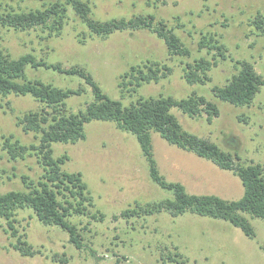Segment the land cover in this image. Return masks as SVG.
Returning <instances> with one entry per match:
<instances>
[{"label": "rangeland", "instance_id": "374dc122", "mask_svg": "<svg viewBox=\"0 0 264 264\" xmlns=\"http://www.w3.org/2000/svg\"><path fill=\"white\" fill-rule=\"evenodd\" d=\"M54 0H0V12L13 8H40ZM96 20L130 18L152 14L164 20L191 52V57H169L165 44L147 30L115 32L107 38L90 35L87 28L70 13L58 37H47L40 28L14 32L0 27V49L12 58L31 53L37 59L60 63L64 68L86 70L103 92L124 105L139 96L185 98L192 93L204 96L218 108L211 122L206 114L190 118L172 109L182 127L192 134L216 143L222 150L237 155L241 165L251 162L264 168V88L249 106L237 107L213 96V86H223L239 70L236 61H248L264 78V34L250 22L264 13V0H88ZM203 35H213L225 47L226 60L218 58L209 72L210 82L189 85L183 75L185 63L203 56L212 58L198 43ZM166 64L170 74L159 82L137 88L136 93L120 89V76L130 65L145 61ZM30 79H39L59 88H81L83 93L66 100L65 108L83 110L92 101L91 89L78 77L53 71L25 70ZM49 111L30 96L0 94V193L22 191L21 179L35 180L42 168L36 157L13 159L2 147L4 137L12 136L23 145L37 143L34 133H25L19 118L28 111ZM154 159L167 182H177L189 194L213 195L227 201L239 200L244 188L232 172L219 169L210 161L169 145L151 132ZM54 156L68 155L62 170L80 173L95 207L104 218L94 221L72 216L82 238V248L69 242L68 234L56 226L42 225L30 209L16 213V228L38 253L22 256L11 246L15 239L4 230L0 220V264H176L169 254L177 252L180 264H264V222L244 215L254 230V238L227 221L184 214L171 218L165 213L143 219L121 218L120 212L161 200L170 195L149 177L148 166L139 144L130 133L115 123L91 121L85 126V139L75 144L52 145ZM118 216V219H114Z\"/></svg>", "mask_w": 264, "mask_h": 264}, {"label": "trees", "instance_id": "16d2710c", "mask_svg": "<svg viewBox=\"0 0 264 264\" xmlns=\"http://www.w3.org/2000/svg\"><path fill=\"white\" fill-rule=\"evenodd\" d=\"M73 14L87 28L90 35L107 38L115 32H135L147 30L165 44L169 57L189 59L191 52L177 35L176 27L169 26L154 15H134L130 18L96 20L92 17L88 0H54L42 3L40 8L15 10L9 8L0 12V27L14 32H26L40 28L47 37H58ZM250 25L264 34V13L258 14ZM199 49L212 53L209 60L203 56L185 63L184 79L189 85H205L210 82L208 72L217 65L218 58L226 60L225 47L213 35H203L198 43ZM239 70L223 85L213 86V96L221 102L237 107L249 106L256 95L264 88V78L248 61H236ZM44 69L58 74L78 77L91 89L92 101L83 110H66V100L83 93L81 88H59L39 79H30L25 70ZM170 74L166 64L147 60L130 65L129 71L120 76L121 90L136 93L137 88L151 82L157 83ZM0 94L30 96L49 109L28 111L19 118V125L25 133L32 132L37 143L23 145L12 136L4 137L2 147L13 159L26 156L36 157L42 168L35 180L22 176L24 190L0 193V220H4L5 232L15 239L12 248L22 256H35L38 252L24 239L16 228V213L30 209L44 226H56L65 231L69 242L77 249L82 248L81 236L72 216H86L94 221L104 218L95 207L94 200L80 173H69L62 166L69 159L63 154L55 157L52 145L75 144L85 139V126L91 121L115 123L118 129L130 133L139 144L148 166L149 177L160 189L170 195L161 200L135 206L120 212L125 220L143 219L165 213L171 218L186 213L199 217H209L229 222L238 227L243 234L254 238L253 227L244 215L260 218L264 222V168L261 164L241 165L237 155L222 150L216 143L185 130L172 109L179 110L190 118L206 114L208 122L218 115L216 105L204 96L195 93L185 98L172 96H139L134 102L124 105L120 100L108 97L94 78L79 67L64 68L60 63H49L26 53L12 58L0 49ZM151 132L159 134L169 145L186 150L199 158L210 161L221 170L232 172L240 179L244 193L239 200L227 201L213 195H194L186 192L177 182H167L160 174L154 159L151 145ZM114 216V219H118ZM170 253V262L183 263L181 255ZM264 252V246L261 247Z\"/></svg>", "mask_w": 264, "mask_h": 264}]
</instances>
